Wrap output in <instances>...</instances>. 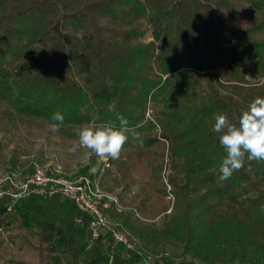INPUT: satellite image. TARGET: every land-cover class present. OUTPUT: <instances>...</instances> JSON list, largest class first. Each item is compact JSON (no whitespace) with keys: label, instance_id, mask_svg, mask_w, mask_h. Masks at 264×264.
<instances>
[{"label":"trees","instance_id":"16d2710c","mask_svg":"<svg viewBox=\"0 0 264 264\" xmlns=\"http://www.w3.org/2000/svg\"><path fill=\"white\" fill-rule=\"evenodd\" d=\"M257 96L264 0H0V124L73 137L92 121L119 126L118 112L131 131L107 160L139 178L143 201H172L160 223L109 212L144 244L127 250L110 233L92 239L89 216L59 196L8 211L2 195L0 264H264V161L221 182L212 131L216 113L236 124ZM169 242L178 258L154 250Z\"/></svg>","mask_w":264,"mask_h":264},{"label":"rangeland","instance_id":"374dc122","mask_svg":"<svg viewBox=\"0 0 264 264\" xmlns=\"http://www.w3.org/2000/svg\"><path fill=\"white\" fill-rule=\"evenodd\" d=\"M145 40L149 38L146 37ZM77 139L76 135L49 136L36 123H17L9 126L0 124V178L13 172L24 177L35 167L71 178L88 175L100 190L118 197L126 208H135L141 218L153 219L160 223L164 216L162 207L170 205V202L172 204L171 197L167 196L160 201H143L140 195L141 183L136 175L130 178L122 174L108 160H102L85 149L70 153L68 149ZM82 170H85V173H81ZM3 189L4 185H1L0 197ZM109 216L112 226L119 224L113 213H109ZM132 238L135 245L144 248L141 240L134 235ZM154 250L161 256L166 254L171 258H178L181 254L180 245L170 242L161 244ZM148 253L152 254L151 251Z\"/></svg>","mask_w":264,"mask_h":264},{"label":"clouds","instance_id":"9594fccd","mask_svg":"<svg viewBox=\"0 0 264 264\" xmlns=\"http://www.w3.org/2000/svg\"><path fill=\"white\" fill-rule=\"evenodd\" d=\"M108 110L115 112V102L109 104ZM51 119L54 123L50 124V130L59 131L64 122L63 114L55 112ZM116 119L119 126L113 122L97 124L92 121L83 124L76 129L78 139L73 141L68 151L74 154L80 149H85L102 160L118 159L131 130L127 119L118 112ZM212 131L219 134V144L226 153L219 166L221 182L243 169L246 160L249 164L252 161H264V97H255L241 113L236 124L232 123L226 114L216 113ZM133 135L138 138L139 134Z\"/></svg>","mask_w":264,"mask_h":264},{"label":"built area","instance_id":"2783aa9c","mask_svg":"<svg viewBox=\"0 0 264 264\" xmlns=\"http://www.w3.org/2000/svg\"><path fill=\"white\" fill-rule=\"evenodd\" d=\"M4 185L2 195L9 199L7 210L20 199L35 196L39 198H51L59 196L71 202L81 213L89 216V230L92 239L101 234L110 233L115 242L123 245L127 250L134 248V243L126 233L111 225L109 212L122 214L127 208L118 197L100 190L88 175L74 178L59 175L41 167H35L32 174L20 177L17 173H11L0 178V186ZM138 216L135 209H130ZM145 264H148L146 261Z\"/></svg>","mask_w":264,"mask_h":264}]
</instances>
